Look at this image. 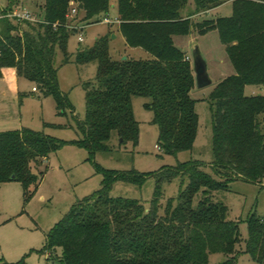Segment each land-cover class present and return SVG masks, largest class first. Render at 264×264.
<instances>
[{
	"label": "trees",
	"instance_id": "trees-1",
	"mask_svg": "<svg viewBox=\"0 0 264 264\" xmlns=\"http://www.w3.org/2000/svg\"><path fill=\"white\" fill-rule=\"evenodd\" d=\"M15 1L0 6V78L11 81L16 73L19 79L36 83L38 90L54 96L59 113L74 111L69 96L59 88L57 66L59 55L63 64L72 57L69 40L79 24L78 17L69 15L72 3H83L78 15L83 13V20L92 23L108 18L114 1V23L126 45L151 55L113 58V31L78 49V64H97L95 79L85 84L86 118L78 121L82 137L73 141L92 158L110 149L115 132L122 142L138 143L134 96L150 99L147 107L154 112L164 153L176 155L193 148L199 124L191 96L196 78L175 37L191 32L193 16L233 3L231 16L196 24L199 34L218 31L236 71L210 94L212 170L220 180L198 160L155 174L97 166L103 175L100 189L72 206L49 233L46 247L49 251L60 248L63 264H210L211 255L218 253L225 256L218 264H237L239 221L229 218L228 207L213 201V194L228 191L236 179L257 183L264 179V121L260 118L264 95L245 94L249 84L264 85V0H194L195 8L186 16L189 0H43L39 22L2 17ZM67 143L28 128L0 132V183L21 180L30 196L39 185L35 170ZM150 177L156 178V187L149 206L140 199L110 194L117 181L142 187ZM175 179L181 182L179 193L164 205V186ZM247 222L245 251L264 264V217L252 214Z\"/></svg>",
	"mask_w": 264,
	"mask_h": 264
},
{
	"label": "rangeland",
	"instance_id": "rangeland-1",
	"mask_svg": "<svg viewBox=\"0 0 264 264\" xmlns=\"http://www.w3.org/2000/svg\"><path fill=\"white\" fill-rule=\"evenodd\" d=\"M40 2L43 0H25V5L40 16ZM8 3L9 0H3L1 4ZM194 8V0H189L183 14H190ZM232 14L233 3L226 2L209 12L193 16L191 32L175 37L176 45L184 50L192 65L193 52L196 47L199 48L212 79L211 85L199 88L196 83L191 91L192 98L196 100L198 131L193 148L176 155L166 154L160 148L159 128L153 123L154 112L147 107L150 99L143 96H134L132 100L134 116L139 123L138 143L131 139L122 142L115 132L110 149L97 152L93 158L86 148L73 143L82 137L78 121L86 118L85 84L94 80L97 75L96 63L81 65L76 62L78 49L92 46L99 37L113 31L117 33L114 39L111 35L110 50L113 58L123 59L128 55L137 59L151 57L141 48L133 49L126 45L124 37L118 31V23H114L117 15L114 1L108 14L110 23L104 20L87 23L83 20V13L77 15V33L70 37L68 46L71 60L63 64L61 55L57 58L59 88L69 96L73 112L66 109L63 114L59 113L54 96L41 89L33 91V87L37 86L34 82L20 80L17 90H14L8 79L0 78V132L28 128L68 142L51 153L35 170L39 176V185L30 196H26L21 180L0 183V262L63 264L60 248L51 251L47 249V237L78 200L100 189L103 175L97 170V166L119 172L155 174L166 167L173 168L181 163L198 160L204 163L203 168L207 173L220 180L212 170L214 151L210 94L218 83L236 71L218 31L199 34L196 24L204 19L228 17ZM80 32L83 33V41L79 40ZM245 94L264 95V85L249 84L245 88ZM260 118L264 121V115ZM229 185L228 191L215 192L213 201H222L229 209V218L239 221L241 243L238 245L240 254L237 264H258L245 251L249 237L247 221L252 214L264 217V179L261 183L236 179ZM155 187V177L148 178L142 187L117 181L110 194L113 197L140 199L149 206ZM180 187V179L164 186V205L168 198L178 195ZM199 197L200 195L195 199L196 202ZM224 259L223 254H212L210 264H218Z\"/></svg>",
	"mask_w": 264,
	"mask_h": 264
},
{
	"label": "built area",
	"instance_id": "built-area-1",
	"mask_svg": "<svg viewBox=\"0 0 264 264\" xmlns=\"http://www.w3.org/2000/svg\"><path fill=\"white\" fill-rule=\"evenodd\" d=\"M7 6H8L7 4L4 5V7ZM78 13H79V4L72 3L69 15L72 17H76ZM2 17H11V18H15L18 21H31V22L40 21V17L25 5V0H16L14 6L11 9H8L7 12L4 15H2ZM104 21L110 23L109 18L104 19ZM115 22H117V20ZM79 40L80 41L84 40L82 32L79 33ZM33 90L37 91L38 89L34 87Z\"/></svg>",
	"mask_w": 264,
	"mask_h": 264
},
{
	"label": "water",
	"instance_id": "water-1",
	"mask_svg": "<svg viewBox=\"0 0 264 264\" xmlns=\"http://www.w3.org/2000/svg\"><path fill=\"white\" fill-rule=\"evenodd\" d=\"M79 8L83 9L84 4L79 3ZM117 35L115 33L112 34V38H116ZM193 69L195 73L196 83L199 88H204L212 84V79L208 73L207 63L199 50L198 47L195 48L193 52ZM127 59V57H123V60ZM15 178V176H13Z\"/></svg>",
	"mask_w": 264,
	"mask_h": 264
},
{
	"label": "crops",
	"instance_id": "crops-1",
	"mask_svg": "<svg viewBox=\"0 0 264 264\" xmlns=\"http://www.w3.org/2000/svg\"><path fill=\"white\" fill-rule=\"evenodd\" d=\"M2 1L3 0H0V6H3L4 7V5L3 4H1L2 3ZM20 80H23V79H19L17 76H16V73H15V76L14 77H12V80L10 81L11 83H12V85H13V87H14V90H17V88H18V82L20 81ZM33 89H34V87H33ZM34 91V90H33ZM38 91V90H37ZM17 93V92H16Z\"/></svg>",
	"mask_w": 264,
	"mask_h": 264
}]
</instances>
